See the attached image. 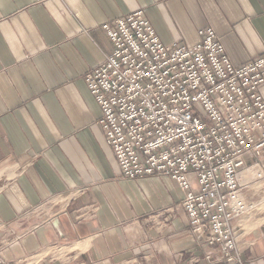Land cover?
<instances>
[{
	"label": "crops",
	"instance_id": "obj_1",
	"mask_svg": "<svg viewBox=\"0 0 264 264\" xmlns=\"http://www.w3.org/2000/svg\"><path fill=\"white\" fill-rule=\"evenodd\" d=\"M136 10L163 43L211 27L234 65L264 53V0H0L6 264H206L184 192L168 176L122 177L83 80L112 49L101 25ZM247 228L240 260L264 264V225Z\"/></svg>",
	"mask_w": 264,
	"mask_h": 264
},
{
	"label": "built area",
	"instance_id": "obj_2",
	"mask_svg": "<svg viewBox=\"0 0 264 264\" xmlns=\"http://www.w3.org/2000/svg\"><path fill=\"white\" fill-rule=\"evenodd\" d=\"M101 26L112 49L83 80L122 177L173 179L206 264H242L239 222L264 209L243 195L264 186V53L234 65L211 27L163 43L142 10Z\"/></svg>",
	"mask_w": 264,
	"mask_h": 264
},
{
	"label": "rangeland",
	"instance_id": "obj_3",
	"mask_svg": "<svg viewBox=\"0 0 264 264\" xmlns=\"http://www.w3.org/2000/svg\"><path fill=\"white\" fill-rule=\"evenodd\" d=\"M250 181L253 182L255 180L250 179ZM262 183H264V180L262 181ZM254 184H255V186L251 185V187H250L248 185L249 186V187L247 186L248 188H244V189H250V191H252V195L250 197L246 198L249 201H253V200H256V199L258 200L260 197L264 196V186L259 188L258 187L259 182L257 183V181H255ZM0 186H2L1 183H0ZM252 216H254V217H252ZM243 220H244L245 224L242 223ZM243 220L240 223L243 224V226L245 225L244 226L245 230L249 229L250 227L247 228V226L248 225L251 226V224H252V226H254V228L264 225V209L258 211L257 214H253L251 216L244 217ZM246 221H247L248 224L246 223ZM240 232H242V229H241ZM205 253H206V251L204 252V255H205ZM204 255H203V257H204ZM221 263H225V262H221ZM218 264H220V263H218Z\"/></svg>",
	"mask_w": 264,
	"mask_h": 264
}]
</instances>
